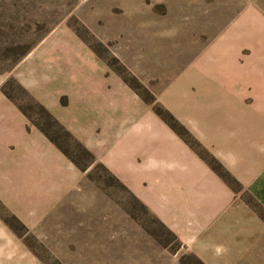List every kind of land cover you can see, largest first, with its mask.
Wrapping results in <instances>:
<instances>
[{
	"label": "rangeland",
	"instance_id": "1",
	"mask_svg": "<svg viewBox=\"0 0 264 264\" xmlns=\"http://www.w3.org/2000/svg\"><path fill=\"white\" fill-rule=\"evenodd\" d=\"M252 50H264V0H0V96L85 171L33 226L0 202V264H205L38 104L70 105L67 114L89 121L84 133L94 139L150 113L181 126L170 98L193 62L231 51L243 62ZM81 108L92 110L74 112Z\"/></svg>",
	"mask_w": 264,
	"mask_h": 264
},
{
	"label": "crops",
	"instance_id": "2",
	"mask_svg": "<svg viewBox=\"0 0 264 264\" xmlns=\"http://www.w3.org/2000/svg\"><path fill=\"white\" fill-rule=\"evenodd\" d=\"M230 54L197 59L171 93L186 137L150 113L94 139L84 133L89 121L67 114L70 105L37 102L205 264H264V50L243 52V62ZM102 111L96 117L109 129ZM38 125L0 96V202L31 226L77 190L85 174Z\"/></svg>",
	"mask_w": 264,
	"mask_h": 264
},
{
	"label": "trees",
	"instance_id": "3",
	"mask_svg": "<svg viewBox=\"0 0 264 264\" xmlns=\"http://www.w3.org/2000/svg\"><path fill=\"white\" fill-rule=\"evenodd\" d=\"M8 98H10V99H12V97H8ZM19 105V104H18ZM38 106L42 109V111L43 112H45V113H47L48 114V116L50 115L48 112H47V110H45L40 104H38ZM19 107H20V109L25 113V114H27L30 118H31V116L29 115V113L26 111V110H24L20 105H19ZM49 118H50V120H52L53 121V124H55L57 127H58V129L59 130H62L63 131V133L65 134V136H67V137H69V138H72V136H71V134L67 131V130H65L64 128H63V126H61L57 121H55L53 118H51L50 116H49ZM168 122V121H167ZM169 123V122H168ZM37 124V123H36ZM38 125V124H37ZM40 128H41V130L69 157V158H71L72 160H73V162H75L76 163V161L69 155V153H68V151L66 150V149H64L62 146H61V144L55 139V137H53V136H51L50 134H48V132H46L45 131V129L44 128H42L40 125H38ZM175 131H177L179 134H181V135H183V136H185L186 137V130L182 127V126H179V125H173V126H171ZM189 143H190V145L191 146H193L194 145V143L193 142H191L190 140H189ZM77 144H78V146H79V148H80V150H82V152L86 155V156H88L89 158H90V160L93 162V161H95V158H94V156L91 154V152L90 151H88L85 147H83L82 146V144L81 143H79L78 141H77ZM206 158V160H207V162L209 163V165L212 167V168H214L215 170H217L227 181H231V179L229 178V175H227V173L226 172H224L223 170H221L220 169V167L217 165V163L212 159V158H209V157H205ZM77 164V163H76ZM98 165L102 168V169H104L105 171H107L108 172V169H107V167L105 166V165H103L101 162H98ZM82 169H84V168H82ZM115 178V177H114ZM116 179V178H115ZM135 196V195H134ZM136 198V197H135ZM173 234V233H172ZM174 235V234H173ZM198 262H201L199 259H196Z\"/></svg>",
	"mask_w": 264,
	"mask_h": 264
}]
</instances>
